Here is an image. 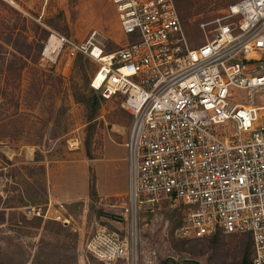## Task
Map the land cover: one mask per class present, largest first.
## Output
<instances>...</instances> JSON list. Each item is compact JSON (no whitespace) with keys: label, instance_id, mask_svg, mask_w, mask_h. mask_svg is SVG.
Here are the masks:
<instances>
[{"label":"built area","instance_id":"obj_1","mask_svg":"<svg viewBox=\"0 0 264 264\" xmlns=\"http://www.w3.org/2000/svg\"><path fill=\"white\" fill-rule=\"evenodd\" d=\"M111 3L132 42L105 52L96 30L81 42L51 31L53 52H41L53 61L64 47L67 65L77 54L98 61L102 79L92 87L118 97L129 115L123 227L99 225L85 252L98 264H142L141 215L173 201L177 237H249L251 264H264V0H236L200 23L213 28L197 47L175 0Z\"/></svg>","mask_w":264,"mask_h":264},{"label":"rangeland","instance_id":"obj_2","mask_svg":"<svg viewBox=\"0 0 264 264\" xmlns=\"http://www.w3.org/2000/svg\"><path fill=\"white\" fill-rule=\"evenodd\" d=\"M234 1L175 0L191 47L211 36L213 25L200 23ZM93 30L105 52L136 38L121 32L111 0H0V264H98L86 239L99 225L122 230L129 115L118 97L103 98L89 159L85 105L73 93L92 88L99 62L82 54L67 65L64 47L41 59L51 31L81 42ZM177 207L163 202L141 215L142 264H240L246 237L181 239Z\"/></svg>","mask_w":264,"mask_h":264},{"label":"trees","instance_id":"obj_3","mask_svg":"<svg viewBox=\"0 0 264 264\" xmlns=\"http://www.w3.org/2000/svg\"><path fill=\"white\" fill-rule=\"evenodd\" d=\"M83 58L82 54H77L74 58V62L77 63L79 61H81V59ZM84 70V64H81V71ZM93 88V87H92ZM86 88V93H81L78 94V92L75 90L73 95L74 97L78 100V101H82L85 105V118H86V128H85V139H84V146H85V152H86V156L91 159L92 155L90 153V142H91V137L94 131V126H95V118L97 117L98 114V110L101 107V103L103 101V96L101 95L100 91L95 89V88ZM93 188V187H92ZM92 196H94V191L92 189ZM171 204H176L175 202L171 201L168 202ZM178 208V207H177ZM220 235L216 234L213 237H210L212 239V241H216L217 238ZM247 238V244H246V248L244 251V255L242 258V261L240 262V264H251V240L249 237ZM54 248H56L58 245L57 244H53ZM61 247V246H59ZM53 248V251L55 252ZM62 249V247H61ZM65 250H69L72 251L73 248H66ZM57 257H59V255L57 254V252L55 253Z\"/></svg>","mask_w":264,"mask_h":264},{"label":"bare ground","instance_id":"obj_4","mask_svg":"<svg viewBox=\"0 0 264 264\" xmlns=\"http://www.w3.org/2000/svg\"><path fill=\"white\" fill-rule=\"evenodd\" d=\"M54 45H55V41L54 39H52L50 41V43H48L46 46H45V49H44V54L45 55H51L52 52H53V49H54ZM95 52H96V49H95ZM101 79H102V74L101 73H98V70L96 72V74L94 75L93 79H92V86L94 87H98L100 82H101Z\"/></svg>","mask_w":264,"mask_h":264},{"label":"crops","instance_id":"obj_5","mask_svg":"<svg viewBox=\"0 0 264 264\" xmlns=\"http://www.w3.org/2000/svg\"><path fill=\"white\" fill-rule=\"evenodd\" d=\"M82 262H84V258L82 257Z\"/></svg>","mask_w":264,"mask_h":264}]
</instances>
